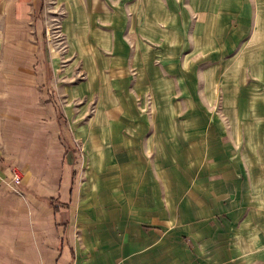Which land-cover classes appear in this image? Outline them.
Segmentation results:
<instances>
[{"label":"rangeland","instance_id":"374dc122","mask_svg":"<svg viewBox=\"0 0 264 264\" xmlns=\"http://www.w3.org/2000/svg\"><path fill=\"white\" fill-rule=\"evenodd\" d=\"M45 1L42 18L46 42L43 41L51 53L53 80L48 90L64 115V131L71 148L68 165L78 179L77 197L58 217L69 222L74 253L83 262L95 260L94 263L97 256L115 253L113 264H159V253L172 252H179L181 263L189 255L198 259L213 246L209 245L208 232L230 219L228 209L210 203H251L253 183H264L259 178L264 172V83L252 68L253 59H264V53L255 50L250 24L247 23L241 43H236L234 36L231 38L235 42L224 35L204 36L199 33L203 31L202 23L207 25L204 31L213 32L209 26L219 21H204L197 9L202 3L149 0L146 37L133 30L132 35L110 37L114 50L100 45L98 59L108 66L103 76L121 77L116 81L138 77L132 76L135 69L127 65L143 60V47L147 49L149 91L141 96L135 94L137 113L146 118L144 134L151 138L160 124H172L176 129L179 155L161 165L159 175L154 174L148 181L151 195H136L117 186L108 191L105 184H98L89 174L84 138L79 130L93 121L96 94L89 92L88 96L75 98L69 95L75 84L82 86L89 76L87 58L75 60L77 52L71 48L72 39L62 31V4L58 0ZM123 7L127 8L122 3L115 4L116 9ZM131 7L132 15L118 10L116 19L120 11L130 13L131 25L138 27L140 4ZM250 11L247 5L246 15ZM163 13L164 18L172 14L174 20L163 19ZM239 60L244 62L240 70L234 66ZM114 63L122 67H109ZM157 86L159 98L153 93ZM129 114L130 111H121L110 118L122 124L140 122L139 114ZM168 145L172 147L174 143L168 140ZM154 156L155 147L149 146L151 164ZM11 168L21 178L22 171L13 164L6 167L9 177ZM238 218L239 215L234 217ZM141 225L155 227L143 230ZM102 231L108 234L102 235Z\"/></svg>","mask_w":264,"mask_h":264},{"label":"crops","instance_id":"0c3cea01","mask_svg":"<svg viewBox=\"0 0 264 264\" xmlns=\"http://www.w3.org/2000/svg\"><path fill=\"white\" fill-rule=\"evenodd\" d=\"M58 1L65 14L62 31L72 39L71 48L77 52L75 60L87 58L89 75L83 81L84 87L75 84L77 88L73 86L69 95L75 98L89 92L96 94L93 121L79 130L84 138L89 174L98 184H105L108 191L117 186L136 195H151L153 191L148 187V181L154 174L159 175L161 165L174 160L179 153L175 146L174 125L160 124L148 139L144 134L145 115L137 113L135 94L141 96L149 91L147 49L143 47L146 52L143 60L127 65L135 69L132 76L138 77H123L124 81H116L121 77L113 74L104 77L108 66L101 64L97 55H101L100 45L106 50L115 49L110 37L132 35L133 30L138 31L136 35H148L146 4L149 0ZM45 2L0 0V264H113L115 253L97 256L95 263V260L83 262L79 254L74 253L69 239V222L58 219L63 209L77 197L78 179L68 165L71 148L64 131V115L55 96L48 90L53 80L52 57L44 43L42 12ZM116 3L127 8L116 9ZM197 3L203 4L197 9L205 22L219 21L209 26L213 32L204 31L207 25L202 23L200 35L234 36L236 43H241L249 23V35L257 45L255 50L264 53V0H189L190 5ZM133 4H140L138 27L132 26L130 21ZM247 5L251 8L248 15L245 12ZM118 10L128 11L131 15L120 11L116 19ZM162 16L174 20L170 13L167 18L164 13ZM102 21L104 26L100 25ZM217 28H220L219 32ZM196 29L195 22L194 32ZM233 41L235 39L231 38ZM234 66L243 69V60ZM109 67L122 66L114 63ZM252 68L256 69L255 74L261 75L260 81L264 83V59L260 56L253 59ZM153 93L159 98V86ZM65 108L70 110L69 106ZM121 111H130V116L139 114L140 122L131 120L122 124L110 118ZM168 140L174 143L172 147ZM153 145L155 156L151 164L148 147ZM10 164L22 171L20 179H10L6 169ZM259 178L264 179V172ZM48 198L57 200L55 207L47 203ZM210 204L228 209L230 218L223 220L217 230L208 232L209 245L213 246L206 248L198 259L189 255L184 263H181L179 252L159 253V264H264V183H253L251 203L237 200L232 205ZM140 227L148 230L155 226ZM102 232V235L108 234Z\"/></svg>","mask_w":264,"mask_h":264},{"label":"built area","instance_id":"2783aa9c","mask_svg":"<svg viewBox=\"0 0 264 264\" xmlns=\"http://www.w3.org/2000/svg\"><path fill=\"white\" fill-rule=\"evenodd\" d=\"M10 178L12 180H17L19 178V175L16 173V171L14 170V168H11V171H10Z\"/></svg>","mask_w":264,"mask_h":264},{"label":"trees","instance_id":"16d2710c","mask_svg":"<svg viewBox=\"0 0 264 264\" xmlns=\"http://www.w3.org/2000/svg\"><path fill=\"white\" fill-rule=\"evenodd\" d=\"M0 161H1V157H0ZM47 203L50 204L52 207H55L57 204V200L55 201L54 198H48Z\"/></svg>","mask_w":264,"mask_h":264}]
</instances>
